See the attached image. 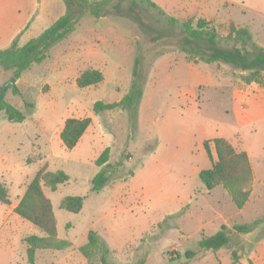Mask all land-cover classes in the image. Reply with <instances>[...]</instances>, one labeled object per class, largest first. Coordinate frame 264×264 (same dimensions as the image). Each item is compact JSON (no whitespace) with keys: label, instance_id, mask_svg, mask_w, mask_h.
<instances>
[{"label":"rangeland","instance_id":"374dc122","mask_svg":"<svg viewBox=\"0 0 264 264\" xmlns=\"http://www.w3.org/2000/svg\"><path fill=\"white\" fill-rule=\"evenodd\" d=\"M131 1L110 0L103 15L96 18L84 14L70 34L50 47L44 62L33 64L15 80L19 96L12 94V85L6 87L5 99L23 112L25 120L9 122L0 113V182L6 185L9 197L16 199L44 164L47 171H61L68 177L55 191L43 185L42 190L52 205L57 237L71 246L36 251L34 264H100L99 254L88 251L86 257L79 251L90 230L110 250L108 264H231L233 250L240 260L264 235V222L253 229L248 242L229 230L227 246L216 251L198 247L201 235L195 232L194 206L212 202L221 192L208 191L196 174L198 168L210 167L206 156L202 157L200 138L205 126H215L214 130L247 148L253 159L264 156V115L251 122L239 120L235 111L240 107L253 116L260 111L247 98L234 99L231 89L234 83L238 89L254 84L264 90V86L246 83L248 73L229 64L195 63L179 51L184 37L180 25L188 20L195 24L199 19L195 7L179 10L161 0L157 3L160 8L176 19L170 25L145 4L138 2L132 8ZM231 1L226 17L219 12L209 20L218 32L220 46H233L224 41L233 25L247 29L252 41L264 48V0ZM22 4L27 9L28 27L18 37L20 47L66 11L62 0H23ZM10 27V20L0 13L1 50L17 37ZM89 69L99 70L102 82L77 87L78 75ZM11 75L0 67V88ZM133 81L142 87L133 128L127 111L93 112L97 101L116 103L129 92ZM192 83L201 85L200 89L191 90ZM184 84L191 90L186 97L182 96L188 90ZM23 102L33 108H24ZM85 117L91 119L90 129L75 149L56 145L55 133L64 120ZM106 148L110 150L109 179L99 192H92L91 180L100 170L95 160ZM65 197L83 198L81 211L60 209ZM235 219L250 218L244 213ZM14 225L16 230L8 242L1 241L5 234L0 232V264H28L22 239L45 236L23 219ZM187 252L195 256L187 259Z\"/></svg>","mask_w":264,"mask_h":264},{"label":"trees","instance_id":"16d2710c","mask_svg":"<svg viewBox=\"0 0 264 264\" xmlns=\"http://www.w3.org/2000/svg\"><path fill=\"white\" fill-rule=\"evenodd\" d=\"M65 5V14L59 17L52 25L45 29L37 38L29 40L25 45L18 46L16 37L9 48L0 50V67L5 71H11V78L18 80L22 73L30 69L33 64H41L48 57L47 52L54 44L64 39L74 29L79 19L84 14L96 18L103 15V11L109 6L110 0L88 2L87 0H62ZM145 4L155 11L168 24L173 25L176 19L167 15L156 3L151 0H132L131 7ZM139 24L140 20L136 18ZM142 25V24H141ZM184 37L179 51L184 53L187 59L205 64L223 62L242 72L248 73L244 78L246 83H257L264 86V48L256 45L245 28H229V34L224 41H231L230 48L220 46L219 35L210 23L199 18L195 24L188 20L180 25ZM240 43L243 47H237ZM249 46V49L246 48ZM138 61H135V68ZM136 71H134L135 75ZM103 80L99 70L89 69L82 72L76 79L79 88L97 85ZM13 95H20L16 86H10ZM142 98V87L135 81L132 82L129 92L117 103H103L97 101L93 104L95 114L121 109L127 111L132 128L135 126L136 114L139 102ZM26 109L33 108L28 102H23ZM0 113H3L9 122L21 123L25 120L22 111L16 109L5 99V93H0ZM91 119L68 118L64 121L60 139L65 149H73L86 129ZM212 145L216 160L211 156ZM207 157L211 161V168L199 172L198 177L203 186L209 191L216 187H222L229 195L237 209H242L248 201L252 185V169L245 152L237 153L232 146L222 138H214L203 143ZM110 150L104 149L95 164L100 168L96 176L91 180L92 192H99L109 179L108 163ZM68 181L67 175L61 171L49 172L44 164L35 174L33 179L26 185L25 192L20 198L13 212L21 219L38 228L45 236H27L22 239L27 246L28 264H34L36 251L56 250L61 251L71 246L70 242L60 240L56 232V219L52 211V205L46 198L42 185L55 191L59 185ZM0 203L8 205L9 193L4 183L0 182ZM83 204L81 197H65L60 202V209L69 213H79ZM261 222L255 220L251 224L235 225L233 231L237 234H248ZM228 229L221 226L220 230L211 236H202L198 247L204 251H216L229 244ZM79 251L87 257L88 251L99 254L100 264H108L110 250L107 245L97 238L93 231H88L87 242L79 247ZM187 259L195 256L193 252L185 254ZM231 264H240L236 250L231 253ZM248 264H252L249 262Z\"/></svg>","mask_w":264,"mask_h":264},{"label":"crops","instance_id":"0c3cea01","mask_svg":"<svg viewBox=\"0 0 264 264\" xmlns=\"http://www.w3.org/2000/svg\"><path fill=\"white\" fill-rule=\"evenodd\" d=\"M17 1H18V4L14 6L12 5L10 0H4V1L0 0V13L4 18L10 20L11 22L10 29L13 30V37L23 36V34L25 33L28 27L27 26V9L22 4L23 0H17ZM154 1H155L154 3L156 4L157 3L161 4V0H154ZM169 1L179 10H183L184 8L188 6L195 7L198 13V17L206 20L207 22H209V20L213 18L218 17L219 12H222L224 14L223 17H226L227 10L233 4L231 0H167V2ZM12 38H10V40H12ZM182 65L183 66L185 65L184 62ZM185 67L186 69H188L187 68L188 66H185ZM197 74L199 75V73ZM186 77L187 76L185 75V78ZM184 86H186L185 89H188L182 93V96L184 97L187 96L189 91L195 88L199 90L201 87V85L199 84L195 85V83H192L191 90H189V86H187L186 84H184ZM173 87L171 88V91L173 90ZM231 89H232V95L234 99L238 100V99L247 98L260 111L258 115L253 116V114L250 113L249 110H246L240 107L238 111H235V116L239 120L244 121V122H251L254 120V118L257 119L264 115V90L263 89L257 88L256 86H254V84H249L243 87V89H238L235 83L232 84ZM123 97L118 98L117 102H119ZM247 111H249L248 112L249 114L247 113ZM75 119H78V118H75ZM63 125H64V122L62 126L55 133V138L57 139L56 145H58L59 147L61 145L63 146L62 142H59L61 141L60 133L62 131ZM89 127L86 129V131L84 132V134L78 141L77 145L73 149H75L82 142L83 137L90 129ZM214 128L216 127L214 126V127L208 128L207 126H205L203 136L200 138L199 146L201 147L200 151H201L202 157L206 156V158L209 160L204 150V147H203V143L205 141L212 140L214 138H222L226 140L237 153L245 152L247 154L248 160H249V163L252 169L253 179H252V185H251L248 201L246 202V204L244 205L242 209L236 208V206L230 199L228 193L222 187H216L212 189L211 193H213V191L216 189H220L221 191L219 192V194L214 196V199L212 200V202L207 203L205 205L196 204L194 206L195 208L192 212V215L196 214L197 216V220H196L197 224L195 226L196 227L195 232L201 235V237L214 235L220 230L221 226H225L229 231V230H233L232 228L235 225L251 224L255 220H258L264 216V156L253 159L250 155L249 150H247V148H244L238 145L236 142H234L231 139V137L229 138L225 132L223 131L218 132V130L217 129L214 130ZM207 133H210V135H207ZM158 134L159 133L156 132V135ZM159 135L162 138V135L161 134ZM163 144H165V141ZM181 147L183 148V144L181 145ZM210 147H211L212 159L213 161H215L216 155H215L214 149L212 145H210ZM157 149L158 148H156V151H158ZM155 155H157V153ZM209 164H210L209 168H211L210 160H209ZM209 168H206V169H209ZM202 170H205V169L198 168L196 171V174L198 175L199 172ZM24 192L22 193L21 196L16 197V199H11L9 197L10 203L8 205H4L0 203V232H2V234H5L4 237H1V241L4 240L8 242V239L11 237V235L16 230V228H14L15 227L14 223L18 222V219H21V218L17 216L13 212V210L18 204L20 198L23 196ZM244 213L248 214L250 218L249 221H236L235 218H237L238 216L240 217ZM253 234L254 232H250L248 234H237V235L241 239H243L244 242H248L250 238L253 236ZM249 262H251L252 264H264V235L260 239H257L255 243L253 244L251 250L248 252V254L239 260L240 264H248Z\"/></svg>","mask_w":264,"mask_h":264},{"label":"water","instance_id":"95a60500","mask_svg":"<svg viewBox=\"0 0 264 264\" xmlns=\"http://www.w3.org/2000/svg\"><path fill=\"white\" fill-rule=\"evenodd\" d=\"M15 82V79L14 78H11L9 81H7L2 88H0V93H3L6 89L7 86L9 85H13Z\"/></svg>","mask_w":264,"mask_h":264}]
</instances>
